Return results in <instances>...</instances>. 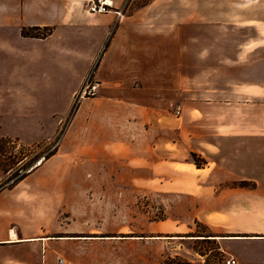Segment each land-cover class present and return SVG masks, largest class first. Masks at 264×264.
Listing matches in <instances>:
<instances>
[{"label":"crops","instance_id":"0c3cea01","mask_svg":"<svg viewBox=\"0 0 264 264\" xmlns=\"http://www.w3.org/2000/svg\"><path fill=\"white\" fill-rule=\"evenodd\" d=\"M112 2L123 16L91 14L89 0H0V86L22 115L56 130L87 76L98 83L55 155L0 191V264H59L67 240L38 224L56 201L77 204L82 183L185 198L211 239L264 264V251L233 249L264 244V0Z\"/></svg>","mask_w":264,"mask_h":264},{"label":"rangeland","instance_id":"374dc122","mask_svg":"<svg viewBox=\"0 0 264 264\" xmlns=\"http://www.w3.org/2000/svg\"><path fill=\"white\" fill-rule=\"evenodd\" d=\"M146 2L135 0L137 5ZM4 80L0 76V84ZM3 88L0 86V113L9 115V124H0V191L13 187L41 166L40 161L44 164L55 155L80 101L78 93L70 115L55 130L57 118L47 115L39 119L34 114L37 110L22 115L17 107L21 95ZM25 95L36 96L32 92ZM191 161L203 166L198 157ZM77 193V204L63 200L60 206L56 201V217L50 213L38 224L41 230L51 226L55 237L67 240L61 243V256L56 257L65 264H164L170 258L190 264H226L233 258L237 264H244L229 246L221 247L211 239L219 231L193 220L190 211L195 205L178 195L113 186L93 188L83 183ZM233 249L245 258L246 254L264 251V244H234Z\"/></svg>","mask_w":264,"mask_h":264},{"label":"built area","instance_id":"2783aa9c","mask_svg":"<svg viewBox=\"0 0 264 264\" xmlns=\"http://www.w3.org/2000/svg\"><path fill=\"white\" fill-rule=\"evenodd\" d=\"M113 2L112 0H89L88 4V12L91 14H108L115 13L118 17L123 16L122 10H113ZM98 83L91 76L88 77L83 85V88L79 92V99H83L86 97H94L97 94ZM226 264H237L234 259H228L225 262ZM59 264H65L63 260H59Z\"/></svg>","mask_w":264,"mask_h":264},{"label":"trees","instance_id":"16d2710c","mask_svg":"<svg viewBox=\"0 0 264 264\" xmlns=\"http://www.w3.org/2000/svg\"><path fill=\"white\" fill-rule=\"evenodd\" d=\"M32 30H23V35L24 36H30V37H45L46 35H48L49 34V31L48 30H46L45 32V34L43 35V36H40V35H38V34H35V33H33V31L31 32ZM193 158L194 157H196L195 155H193L192 156ZM203 163V162H202ZM197 166V165H196ZM25 177H21L19 180H17V181H21L22 179H24ZM210 237V236H209ZM204 241H209V240H204ZM164 264H190V263H188V262H186V261H182V260H178V259H172V258H170V259H168L167 261H165L164 262Z\"/></svg>","mask_w":264,"mask_h":264},{"label":"bare ground","instance_id":"6f19581e","mask_svg":"<svg viewBox=\"0 0 264 264\" xmlns=\"http://www.w3.org/2000/svg\"><path fill=\"white\" fill-rule=\"evenodd\" d=\"M42 164H43V161H40V162L38 163V166H39V165H42Z\"/></svg>","mask_w":264,"mask_h":264}]
</instances>
